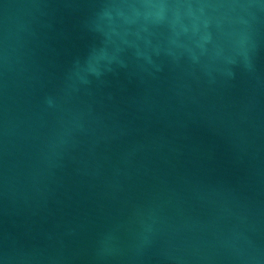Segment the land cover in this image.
I'll list each match as a JSON object with an SVG mask.
<instances>
[{
    "label": "water",
    "instance_id": "1",
    "mask_svg": "<svg viewBox=\"0 0 264 264\" xmlns=\"http://www.w3.org/2000/svg\"><path fill=\"white\" fill-rule=\"evenodd\" d=\"M0 264H264V0H0Z\"/></svg>",
    "mask_w": 264,
    "mask_h": 264
}]
</instances>
